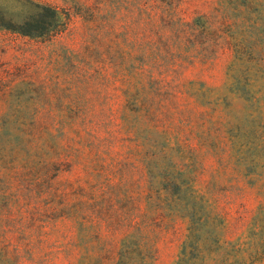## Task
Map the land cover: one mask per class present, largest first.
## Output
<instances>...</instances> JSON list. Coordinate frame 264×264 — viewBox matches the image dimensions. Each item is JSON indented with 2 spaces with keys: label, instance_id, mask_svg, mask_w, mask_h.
<instances>
[{
  "label": "rangeland",
  "instance_id": "1",
  "mask_svg": "<svg viewBox=\"0 0 264 264\" xmlns=\"http://www.w3.org/2000/svg\"><path fill=\"white\" fill-rule=\"evenodd\" d=\"M42 6V35L13 29ZM2 115L63 148L0 180L6 264H78L91 246L114 260L147 207L145 155L163 150L213 226L154 218L153 264H175L192 228L197 264H264V0H0Z\"/></svg>",
  "mask_w": 264,
  "mask_h": 264
},
{
  "label": "trees",
  "instance_id": "2",
  "mask_svg": "<svg viewBox=\"0 0 264 264\" xmlns=\"http://www.w3.org/2000/svg\"><path fill=\"white\" fill-rule=\"evenodd\" d=\"M42 11H48L55 17V10L49 6H42L40 11L25 20L13 29L25 35H42L46 29V20L41 15ZM51 22H48L50 25ZM25 118H15L8 115L0 117V180L5 172L11 175V170L17 162L28 163L29 152L33 149L34 157L43 155L41 168H48L57 163L59 158L49 160L51 154L57 150H63L61 146H52L45 140L37 142V148L33 140L41 139L35 135L32 128L36 126L37 120L30 119L32 126H29ZM58 123L65 124L64 120ZM38 133H40L38 131ZM50 136V134L48 135ZM165 151H151L143 160L147 176V207L139 219L120 238L116 248L115 258L107 261L103 253L105 248L100 247L101 252L97 256L90 253L92 246L86 247V254H83L78 264H153L155 260V239L152 230L149 229L151 222L159 219L164 222L166 217L178 215L180 212L188 219L189 226H213V219L210 217L211 210H206L207 199L194 187V180L185 175L183 165L173 166L163 163ZM163 154V155H162ZM25 155V156H24ZM251 166H244L246 174L251 173ZM211 182L207 184L210 186ZM12 196L9 192L0 190V208H8ZM152 208H149L151 207ZM155 218V219H154ZM150 220V223L146 222ZM82 223H79L81 225ZM96 235V234H95ZM91 237V235L89 236ZM188 239L183 243L181 256L175 264H197L190 253L200 252L199 229L192 228L189 231ZM90 250V251H89ZM10 256L4 251L0 252V264L10 262Z\"/></svg>",
  "mask_w": 264,
  "mask_h": 264
}]
</instances>
